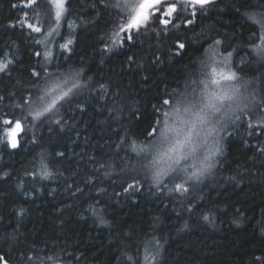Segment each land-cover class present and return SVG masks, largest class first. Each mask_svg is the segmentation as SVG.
Returning <instances> with one entry per match:
<instances>
[{
	"label": "trees",
	"instance_id": "1",
	"mask_svg": "<svg viewBox=\"0 0 264 264\" xmlns=\"http://www.w3.org/2000/svg\"><path fill=\"white\" fill-rule=\"evenodd\" d=\"M26 3L0 0V61H13L0 73L5 98L0 127L2 118L22 117L14 104L34 92L48 73L81 71V83L90 78L91 90L78 96L87 101L85 112L65 114L63 132L43 118L28 136L29 118L20 147L0 148V256L9 264H132L128 256L143 264L140 242L155 236L156 264H264V125L259 122L264 116V61L249 42L259 30L249 17L260 18L264 0H218L203 9L188 0H165L133 42L115 48L108 37L116 16L122 20L123 14L105 11L107 0H68L55 38L72 40V46L66 52L56 49L50 60L35 42L44 31L30 35L20 21L25 13L32 20L36 9L46 30L54 7L49 0H37L32 7ZM171 4L177 12L163 17L171 21L165 27L156 17ZM181 4L186 11H180ZM188 18L192 24L186 26ZM216 39L223 56L234 50L230 67L248 89L245 98L252 96L256 103L238 126H230L231 135L221 134L222 151L211 175L183 195L169 193L164 185L158 190L143 170H135L131 145L155 139L146 133L163 126V113L177 101L185 100L186 107L201 100L205 86L195 81L208 72L201 61ZM33 71L41 77H33ZM165 99L171 105L163 104ZM61 151L65 155L57 156ZM41 153L54 173L48 180L36 175ZM133 176L141 187L129 198L123 189ZM21 182L23 190L17 187ZM77 185L83 191L73 195ZM21 209L24 214L18 216ZM203 215H209V222Z\"/></svg>",
	"mask_w": 264,
	"mask_h": 264
},
{
	"label": "snow or ice",
	"instance_id": "2",
	"mask_svg": "<svg viewBox=\"0 0 264 264\" xmlns=\"http://www.w3.org/2000/svg\"><path fill=\"white\" fill-rule=\"evenodd\" d=\"M212 2L213 0H188V3L199 5L201 9ZM160 3L161 0H107L105 11L116 9L119 10V13L123 14L122 20L119 15L116 16V27L113 29L112 35L108 37L111 41L112 48L123 47L125 40L129 43L133 42L134 36L139 33L141 27L145 26L149 20V9L155 8ZM49 4L54 7L53 19L58 25L67 11V0H49ZM34 5H37V0H27L24 7H32ZM13 7H16V5H13ZM180 11H186L184 4H181ZM160 12L161 15L156 17L157 22L167 27L171 21L163 17L172 16L173 13L177 12V7L175 4H171L166 6V10L160 9ZM191 15L194 16L196 13L192 12ZM24 16L25 19L21 20L20 24L30 29V35L32 33L39 34L45 31L41 25L40 13L36 9H33L32 20L27 19L28 13H25ZM249 18L259 25V30L249 37L250 45L259 59L264 61V13L260 14L259 19L256 16H250ZM183 22L186 26L192 24L190 18ZM69 27H72V25H69ZM53 32H55V27H53L51 31H47L44 37L36 39L35 42L43 45L45 49H48L50 43L48 38L52 36ZM72 42V40H68L66 44H61L59 47L70 51L68 45L72 44ZM221 43L220 39H216L213 44H210L206 53V59L201 61L202 68H211V72L205 73L209 78L201 81V83L205 85V92L202 94L201 98L203 103L199 110L195 112V119L192 121V127L188 130L184 139L178 138L179 133L176 128V121L173 123L169 122L171 117L176 118L181 112V101H177L171 114L168 112L163 113L166 117L163 121V126L159 129L153 127L146 133V137H155V139L150 142L145 139L140 146H137L135 142L131 145V150L135 153L134 158L136 159L135 170H143L145 178L150 177L153 185L158 190L161 185H164L169 193L175 192L181 195L188 193L191 188H195L201 182L200 177H202L208 169L215 167L216 162H213L215 160L214 158L218 154H221L222 151L220 138L215 141L213 147L209 148L208 153L204 156V160L200 162V168H196L195 154L198 145L192 142V133L195 131L197 121H199L201 125L208 123L209 113H211L213 118L219 117L221 123H223L226 117L230 126H238V122L241 121L242 116H248L251 112L254 99L250 100L244 97L241 89L246 87V85L238 82L236 72L232 71L229 66V61L234 50L228 51V55L223 57L222 60H217V56L221 55L219 51ZM177 46L180 49L185 48L184 43H178ZM112 48H107L106 50L111 51ZM225 50L227 51V49ZM34 55L40 57L41 52L36 51ZM43 55L46 59L50 60L52 53L50 50H46ZM131 59L132 58L129 57V60ZM156 59H159V57H156ZM12 63L13 61L10 59L6 62L0 61V73L5 72ZM221 63L224 64V68L228 69L227 71H225L224 68H218ZM31 75L37 78L41 77V73L37 71H33ZM82 79H84V77L81 71H73L67 74L52 72L44 75L42 81L37 84L34 92L22 96L21 100L14 104L15 108L21 110L22 117L18 118L13 116L11 119L2 118V124L9 126L10 130H4L2 133L4 138L0 139V143H6L11 149L19 148L20 141L18 136L25 131L24 125L29 122V118L32 122L29 126V131H31L32 127H35L37 122H41L43 118H47L44 122H51L59 126L58 130L63 132L64 128L68 126V120H65V114L69 111L73 113L77 110L80 113L86 111L85 104L87 101L78 99V96L83 94V90H91L89 88L90 78H88L89 83H81ZM213 85L215 86V90L208 91V88ZM100 87L102 90L105 89V85L103 84ZM10 99L15 100V97H11ZM245 99H247V103H243ZM4 100V96L0 95V104H3ZM163 104L171 105V101L165 99L163 100ZM234 104L237 110L232 111L230 114L225 113V106L227 105L231 108ZM241 104H243V106H241ZM183 111L185 113L191 111V106L185 107ZM58 113L63 114H61L59 118H56ZM222 113L225 114L221 115ZM180 119L183 120L182 117ZM62 120L64 121L63 124L61 123ZM259 122L261 125H264V116L259 117ZM160 123V120H156L157 125ZM184 123L187 122L185 121ZM248 127L252 128L253 124L249 122ZM229 128L228 125H225L222 131L231 135L232 131H229ZM234 130L235 129H233V131ZM215 131L216 128L213 127L209 129V134ZM173 132H177V137L169 141V135ZM248 134L252 135V133ZM7 137H10V139H7ZM33 143H35L34 138ZM122 144L123 140L115 145L116 149L119 150ZM165 145L167 146L165 147ZM260 151L264 152V149H260ZM40 155V171L36 175L43 180L53 178L54 173L45 162L43 154L41 153ZM56 155L63 157L65 153L61 151L57 152ZM190 158L193 159V162L191 164L185 163ZM100 167L102 168L104 165L101 164ZM189 168L194 169V171L190 172ZM4 175L7 176L8 173ZM61 175L63 174L61 173ZM166 180L167 184L165 183ZM194 180L196 183H193ZM86 182L91 183V178ZM168 184H171L172 187L168 188ZM17 187L23 190V182L18 184ZM140 187L139 179L133 176L132 182H127V186L124 187L123 191L131 198L135 192L140 191ZM67 188H72V185L70 183L67 184ZM82 191L83 190L77 185L72 194L75 195L76 192ZM99 191L104 192L105 189L100 188ZM97 203H99V201H97ZM192 210L191 207L187 209L188 212H192ZM93 211L95 214L94 209ZM23 214L24 210L21 209L18 216H22ZM98 219L101 224L105 223L102 216H99ZM202 219L205 222H209V215H203ZM185 227H187V225H185ZM140 244L144 249L143 264H156V256L152 254V251L154 245L158 247L159 241L153 236L151 239L142 240ZM139 251L140 249L137 248V252ZM127 258L132 261V264H137V261L133 260L132 256H128ZM29 259H31V257H29ZM257 259H259V257H257ZM0 264H6L2 256H0Z\"/></svg>",
	"mask_w": 264,
	"mask_h": 264
},
{
	"label": "clouds",
	"instance_id": "3",
	"mask_svg": "<svg viewBox=\"0 0 264 264\" xmlns=\"http://www.w3.org/2000/svg\"><path fill=\"white\" fill-rule=\"evenodd\" d=\"M203 103L202 100L194 103V104H188L186 107L191 106V111L185 113L183 109L185 108L186 101L181 99V112L178 117L175 118L176 121V128L178 130V138L184 139L185 135L187 134L188 130L192 127V115L193 112H195L197 109L201 107V104ZM243 106V104H241ZM236 105H232L231 108H229L227 105L225 106V113L230 114L232 111H236ZM225 113H222L221 115H224ZM183 118L181 120L180 118ZM187 123H184V122ZM225 125H228L230 127V124L225 117L223 123L220 122L219 117L213 118L211 116V113H209V121L206 124L201 125L199 121L196 122V128L195 131L192 133V142L196 143L198 145L197 152L195 154V161H196V168H200V162L204 160V156L208 153V150L210 147H213L215 145V141L220 138L221 134L223 133L222 129ZM215 127L216 131L209 134V129ZM177 137V132L170 133L169 135V141H172L174 138ZM206 141V142H205ZM167 145H165L166 147ZM193 162V159L190 158L187 162V164H191ZM216 162L215 160L213 161ZM215 170V167H212L208 169L207 172L204 173L202 177H200V180L206 178L207 176L211 175ZM189 171H194V169L189 168ZM150 176V173H149ZM193 183H196L194 180Z\"/></svg>",
	"mask_w": 264,
	"mask_h": 264
},
{
	"label": "rangeland",
	"instance_id": "4",
	"mask_svg": "<svg viewBox=\"0 0 264 264\" xmlns=\"http://www.w3.org/2000/svg\"><path fill=\"white\" fill-rule=\"evenodd\" d=\"M68 1V0H67ZM165 0H161V3H163ZM171 1H173V0H171ZM160 3V4H161ZM159 4V5H160ZM157 9H159V7H158V5L155 7V8H151V9H149V18L152 16V15H154V14H156V13H158V10ZM63 18V17H62ZM60 25H61V23L59 22V24L57 25L56 24V22L54 21V19H52V21H51V24L49 25V26H47V28H46V30L40 35V38H42V37H44L45 35H46V32L47 31H51V29L53 28V27H55V32H53V34H52V36L51 37H49L48 39H49V41H50V43H49V48L48 49H45L44 48V46L42 47L43 48V53L46 51V50H50L51 51V53H52V56H53V54H54V52H55V50L56 49H58V50H60V51H64V52H66V51H68V50H64V49H62V48H60L59 47V45H61V44H66L67 43V41H68V39L67 40H65V41H63V42H58L57 40H56V36L58 35V33H59V27H60ZM71 46H72V44H69L68 45V49H70L71 48ZM51 56V57H52ZM223 57H225V56H223L222 54L220 55V56H217V60H222L223 59ZM46 59V58H45ZM51 59V58H50ZM48 60V59H47ZM46 60V62L48 63V61ZM229 66H231V63H230V61H229ZM218 68H224V64H220L219 66H218ZM231 68V70L232 71H234L233 69H232V67H230ZM224 70L225 71H227L228 69L227 68H224ZM204 72L205 71H203L202 72V74H201V76L204 74ZM211 72V68H209V70H208V72L207 73H210ZM205 75V74H204ZM203 75V78L202 77H198L199 79H197L195 82H198L197 84H202V86H205L204 85V83H201V81H203V80H205V79H208L209 77L208 76H204ZM237 76V75H236ZM239 81H240V79H239ZM233 83H236V82H233ZM241 83L243 84V81H241ZM192 85H194V84H192ZM213 90H215V86L213 85V86H210L209 88H208V91H213ZM242 92H243V95H244V97H245V92L244 91H248V89L246 88V87H244V88H242V90H241ZM204 92H205V88H204ZM251 96V95H250ZM251 98H252V96L250 97V100H251ZM196 103V102H195ZM243 103H245L244 101H243ZM254 103H256V101L254 100ZM254 107V106H253ZM199 109H197L196 111H198ZM172 111H173V109H172ZM172 111H170L169 113L171 114L172 113ZM195 111V112H196ZM195 112H193V115H192V119L194 120L195 119ZM166 119V118H165ZM169 122L170 123H173V122H175V118L174 117H171V119H169ZM32 124V122H29L28 123V129H29V126ZM36 125H37V123H36ZM35 125V126H36ZM14 126V125H13ZM33 128H35V127H32L31 128V130L33 129ZM4 130H10L9 129V126H7V125H3L2 127H0V139H3L4 137H3V135H2V133L4 132ZM27 134H28V136H29V130H28V132H27ZM7 139H10V137H7ZM5 145H7L6 143H0V148H2L3 146H5ZM8 146V145H7ZM9 147V146H8ZM185 166H187V165H185Z\"/></svg>",
	"mask_w": 264,
	"mask_h": 264
},
{
	"label": "water",
	"instance_id": "5",
	"mask_svg": "<svg viewBox=\"0 0 264 264\" xmlns=\"http://www.w3.org/2000/svg\"><path fill=\"white\" fill-rule=\"evenodd\" d=\"M218 0H213V2L211 3V4H213V3H215V2H217ZM22 134V133H21ZM21 134L18 136V139H19V137L21 136ZM4 260V259H3ZM5 261V260H4ZM6 262V261H5ZM6 264H9L8 262H6Z\"/></svg>",
	"mask_w": 264,
	"mask_h": 264
}]
</instances>
